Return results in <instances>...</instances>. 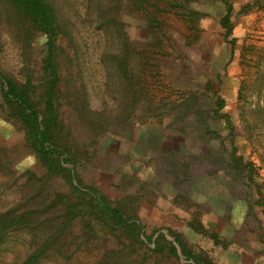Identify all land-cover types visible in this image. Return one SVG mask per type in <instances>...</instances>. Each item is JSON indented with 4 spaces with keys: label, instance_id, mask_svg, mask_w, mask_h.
<instances>
[{
    "label": "rangeland",
    "instance_id": "rangeland-1",
    "mask_svg": "<svg viewBox=\"0 0 264 264\" xmlns=\"http://www.w3.org/2000/svg\"><path fill=\"white\" fill-rule=\"evenodd\" d=\"M56 1L72 19L74 38L57 41L60 142L75 156L82 188L93 187L122 205L144 227V238L154 240L162 233L168 243L162 241L166 247L161 253L154 252L150 242L129 248L128 241L98 220H92L95 233L90 239L84 235L88 232L83 221L91 219L85 213L83 221L74 222L71 235L49 248L39 264H195L178 245V257L170 253L172 235L181 237L192 258L213 264H264V206L256 191V185L264 191V167L242 136L234 144L236 157L244 160H235L231 127L214 115L221 97V114H229L241 134L242 55L264 46V1L263 8H256L254 0H232L233 33L227 38L221 25L223 0H179L183 8L177 0H142L141 8L135 0H120L118 22L125 24L134 50L129 92L135 90L137 97L133 115L120 125L116 118L122 114L128 94L123 88L129 83L104 62L105 54L120 52L115 29H98L89 0ZM18 34L0 4V70L18 81L33 71L37 79L46 39L39 37L25 49ZM2 104L0 84V213L23 207L33 192H45L40 181H30L26 173L47 176L21 125L7 116ZM249 162L256 163L253 172ZM46 185L49 192H72L62 178ZM79 199L75 195V202ZM81 208L86 210L84 200ZM45 236L29 230L8 234L0 247V264H22Z\"/></svg>",
    "mask_w": 264,
    "mask_h": 264
},
{
    "label": "trees",
    "instance_id": "trees-1",
    "mask_svg": "<svg viewBox=\"0 0 264 264\" xmlns=\"http://www.w3.org/2000/svg\"><path fill=\"white\" fill-rule=\"evenodd\" d=\"M89 1V5L94 9L98 29H115L117 34L120 52L105 54L104 62L107 61L114 65L121 73L123 82L129 83L123 88L124 93L128 92V94H125L123 98L122 114L116 118V122L120 125L130 119L137 106L136 91L132 90V94L129 92L131 85L134 84L132 79L135 77L129 60L134 50L125 31V24L118 22L123 4L120 0ZM134 2L140 8L144 3L142 0ZM223 2L226 6V13L221 19V25L227 30L226 37L230 38L233 33L234 7L231 0H223ZM260 2L261 0H254L253 4L256 8H263ZM0 4L7 10L10 20L17 26L19 41L25 49H30L32 42L39 37L46 39V55L37 79L33 71L28 72L25 81H18L0 70V84L3 97L2 107L10 119L16 120L21 125L29 148L47 170L46 177L38 178L30 173L24 176L30 181L35 179L40 181L45 192H33V198L27 197L25 203L22 204L23 207L19 206L0 213V247L5 243L8 234L12 232L21 230H29L35 234L40 231L45 232L46 240L41 245H36L37 248L22 263L39 264L48 249L58 247L59 239L70 236L74 222L79 218L83 221L87 213L91 219L84 220L83 223L88 232L84 235L88 238L91 239L95 233L92 220H98L104 222L113 233H119L120 238L128 241L129 248L145 246L150 242L155 244L154 252H163L166 246L162 244V241L168 243L164 234H158L154 240L144 238V227L136 217L129 216L122 205L112 203L93 187L82 188L75 171V156L60 142L58 88L61 78L59 73L60 48L57 46V41L60 37L74 40L72 19L68 18V13H64L59 8L56 0H0ZM176 5L184 7L179 0ZM251 6V4L245 6L244 12L247 13ZM146 10L149 15V10ZM231 41L234 42V40ZM242 60L243 73L238 90L241 134H238V128L233 126L229 114H221L225 108V100L221 97L215 102L214 115L225 118L231 127L234 156L236 157L234 140L242 136L248 140L258 161L264 167V46H254L246 50L242 55ZM82 103L87 113L93 116L92 111L88 110L89 106L84 103V99ZM235 160L243 162L244 159L236 157ZM247 166L252 172L256 169L254 162H249ZM54 178L67 181L72 190L70 195L49 192L46 184ZM256 191L260 196L259 205L264 206V196L261 193L264 191L260 185H256ZM75 195L80 198V202H75ZM81 200H84L86 210L81 208ZM194 229L197 230L198 227L194 226ZM172 237L175 239L174 243L169 242V251L172 255L178 257V245L183 256L193 259L195 264H213L208 259L190 257L181 237L178 235H172Z\"/></svg>",
    "mask_w": 264,
    "mask_h": 264
},
{
    "label": "crops",
    "instance_id": "crops-1",
    "mask_svg": "<svg viewBox=\"0 0 264 264\" xmlns=\"http://www.w3.org/2000/svg\"><path fill=\"white\" fill-rule=\"evenodd\" d=\"M232 1V0H231ZM232 4H233V2H232ZM233 7H234V9H235V5L233 4Z\"/></svg>",
    "mask_w": 264,
    "mask_h": 264
}]
</instances>
